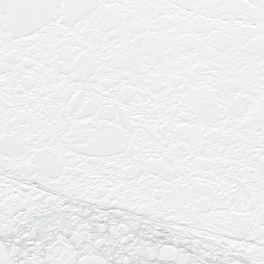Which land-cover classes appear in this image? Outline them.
<instances>
[{
	"label": "snow or ice",
	"instance_id": "snow-or-ice-1",
	"mask_svg": "<svg viewBox=\"0 0 264 264\" xmlns=\"http://www.w3.org/2000/svg\"><path fill=\"white\" fill-rule=\"evenodd\" d=\"M0 264H264V0H0Z\"/></svg>",
	"mask_w": 264,
	"mask_h": 264
}]
</instances>
